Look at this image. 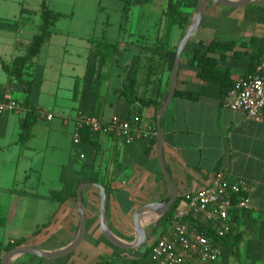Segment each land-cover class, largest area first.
<instances>
[{
    "label": "crops",
    "instance_id": "0c3cea01",
    "mask_svg": "<svg viewBox=\"0 0 264 264\" xmlns=\"http://www.w3.org/2000/svg\"><path fill=\"white\" fill-rule=\"evenodd\" d=\"M176 1L181 3V16L171 26L168 14H137L134 7L126 6L117 19V40H107L117 43L120 53L104 60L94 57V39L90 37L75 34L83 38V49L61 42L52 44L67 31L58 29V21L73 18L74 12L54 9L49 0L50 7L64 16L53 25L29 69V78L35 81L29 105L46 116L41 114L24 142L20 133L28 111L23 104L27 87L12 79L2 62L11 64L26 52L35 34L23 41L16 33L23 34L32 10L20 9L14 23L10 21L14 14H0V37L5 36L0 39V99L9 93L21 105L19 110L0 113V197L8 196L0 249L11 243V238H24L22 245L45 251H58L73 242L80 229L77 189L84 182L106 187V222L114 235L128 243L138 237L136 211L147 203L170 200L171 190L159 164L157 113L169 93L178 45L198 5V0ZM33 11L38 16L40 8ZM106 23L111 24L109 19ZM213 40L235 44L209 52ZM263 45L264 0H252L240 7L204 0L200 26L182 53L177 86L180 91L195 92L197 97L175 93L162 118L164 161L178 188L180 205L209 185L219 171L250 184L246 193L250 206L236 207L235 212L238 247L225 245L214 264H264V116L255 120L228 107L220 83L201 78V67L191 59L196 50L216 57L217 67L229 70L230 79L236 83L254 72ZM54 49L63 52L62 63L53 61ZM44 52L45 60H41ZM135 63L137 98L129 101L122 90ZM141 99L161 105L143 104ZM82 111L105 122L115 115L137 120L143 133L134 132L132 139H125L104 129L88 141L75 143L76 118ZM48 114L53 117L48 119ZM150 128L152 133L145 135ZM82 193L86 233L71 254L48 259L23 253L9 264H157L147 246L157 238L154 227L165 214L158 218L156 208L147 210L142 216L147 242L124 249L103 233L100 189L89 186ZM166 227H160L159 235ZM6 252L2 250L0 263Z\"/></svg>",
    "mask_w": 264,
    "mask_h": 264
},
{
    "label": "built area",
    "instance_id": "2783aa9c",
    "mask_svg": "<svg viewBox=\"0 0 264 264\" xmlns=\"http://www.w3.org/2000/svg\"><path fill=\"white\" fill-rule=\"evenodd\" d=\"M225 102L231 109L243 111L248 118H263L264 45L254 72L236 81L225 96ZM20 108V103L9 93L0 99V113ZM52 117L53 114H48L49 119ZM85 128L93 134L107 129L125 139H132L134 132L143 133L137 120L115 115L105 122L98 116L79 112L74 132L75 143H81ZM151 130L144 134H151ZM249 190L250 184L246 180L233 179L223 171L217 172L209 185L194 192L185 204L176 208L174 219L150 243L153 260L157 264L216 263L224 252V246L216 242L215 237H223L231 232L234 208L250 206V198L246 194Z\"/></svg>",
    "mask_w": 264,
    "mask_h": 264
},
{
    "label": "trees",
    "instance_id": "16d2710c",
    "mask_svg": "<svg viewBox=\"0 0 264 264\" xmlns=\"http://www.w3.org/2000/svg\"><path fill=\"white\" fill-rule=\"evenodd\" d=\"M181 3L179 1H170L169 3V24L170 26L175 24L180 17ZM40 16H41V23L39 25V32L36 33L31 42L26 47V52L24 54H20L15 57L11 64L3 61L2 67L5 71L10 75L12 79L17 80L18 82L24 84L27 88V99L24 101V106L28 109L24 121L22 124V130L20 133V140L24 142L27 140L30 135L32 128L36 124L39 113H37L36 106H30L29 100L30 95L32 92V88L34 85V79L29 78L30 75V67L33 64L34 58L41 52L43 45L45 44L49 32L52 30L53 25L55 22L62 16L63 13L53 10L49 5V0H42L40 5ZM93 49L92 52L94 57L102 56L104 60L108 59L110 56H114L120 53L119 47L117 43L109 42L107 40H92L91 41ZM231 44H235V41H229L227 43H221L219 41H211L209 44V52H214L218 47H228ZM262 51L260 52L261 55ZM193 63H196L201 67L199 71V76L203 79L213 80L219 82L221 85V93L223 96H226L227 93L235 86V83L232 82L230 79V72L229 70H221L217 67V58L211 56L209 54L201 53L199 50L194 51L193 57L191 59ZM137 73H138V66L135 63L127 72V75L124 79V87H123V94L127 96L129 101H133L137 98L135 95V86L137 83ZM248 75V74H247ZM176 93H181L187 97H197L195 92L191 91H180L179 89L176 90ZM143 104H157L159 108L161 102L155 100H144L141 99ZM24 107V108H25ZM92 131L88 128L82 130V139L88 141L91 139ZM181 197L177 199V201L172 205L171 209L159 220L158 224L160 223H167L171 222L174 219L176 208L181 204L180 203ZM237 208L232 210L231 222H232V230L226 236L223 237H215L216 242L222 244L223 246L230 244L233 248L236 246L238 247V234H236V226H235V212ZM6 220L5 217H0V227L5 224ZM205 227V226H201ZM208 231L212 234V230L207 227ZM25 242L24 238H20L14 243H9L5 247L0 249V259L2 256V250L9 251L10 249L22 245Z\"/></svg>",
    "mask_w": 264,
    "mask_h": 264
},
{
    "label": "rangeland",
    "instance_id": "374dc122",
    "mask_svg": "<svg viewBox=\"0 0 264 264\" xmlns=\"http://www.w3.org/2000/svg\"><path fill=\"white\" fill-rule=\"evenodd\" d=\"M170 1L174 0H52L50 5L54 9L62 10L63 12L69 14L71 11L74 12L73 18H61L58 21V29H65L69 32L66 31L65 35L60 37L58 40H53L52 44H59L61 42L62 44L66 43L74 46L77 45L78 48L83 49V38L81 39L75 36V34L90 37L94 40L105 41L108 40V38H110L109 40H117V34L119 32L117 19L121 16V14L125 12L124 8L126 6L134 7L133 11L137 14L147 11L152 14H168L169 16ZM40 3L41 0H0V14L4 12L9 15L14 14L12 15L14 17H12V20H10L12 23H14L16 19H19V12L23 7L32 10V14L30 15L31 21L28 22L26 28L23 30V34H19L18 31L16 33V36L20 35L23 41H28V39L31 38L33 34L39 32L41 16L39 12L37 13L38 16H36L33 10H39ZM108 19L111 23L109 24V26L106 23ZM167 22L169 23V20ZM68 33L70 34L66 35ZM3 38H5V36L0 37V39ZM49 47L50 46H47L45 48V52ZM45 52L43 53L41 60H45ZM54 53L56 55L53 57V61H55L56 64L62 63L63 52L54 49ZM58 56L60 57V59H58ZM67 81L68 80L62 82L64 83V85H66ZM41 114L42 117L46 116L43 113ZM41 114L38 118H41ZM17 185L19 184L17 183ZM6 198L2 196L0 197V217H5V220H7V205L5 204ZM165 224L169 225V222H163L154 227V238L159 236L160 227ZM12 240L14 239L11 238L9 242H11ZM147 251L148 253H151L150 246H147Z\"/></svg>",
    "mask_w": 264,
    "mask_h": 264
},
{
    "label": "water",
    "instance_id": "95a60500",
    "mask_svg": "<svg viewBox=\"0 0 264 264\" xmlns=\"http://www.w3.org/2000/svg\"><path fill=\"white\" fill-rule=\"evenodd\" d=\"M216 1L226 6L240 7V6L246 5L252 0H216ZM203 10H204V0H198V5H197L195 16L191 24L186 29L185 35L181 39L178 45V48H177L176 60H175V63L172 69L169 93L157 113L159 164H160V168L164 176V179L166 180L171 190L170 200L167 202L157 201V202L147 203L145 205H142L136 211L135 216H134V222H135V230H136L138 237L136 241L128 243V242H125L119 239L116 235H114V233L110 230L106 222V204H107L106 187L103 184L97 183V182H84L77 189V200H78L79 207H80V229H79V233L76 239L73 242H71L69 245H67L66 247L58 251H45V250H41V249H38L30 245L16 246L6 252V254L2 257L0 264H9L10 260L14 256L18 254H23V253H29V254L37 255L39 257L48 258V259L59 258V257H63V256H67L71 254L80 245L86 233L87 215H86V205H85L82 190L83 188L89 187V186H96L100 189V192H101V202H100L101 227H102V230L105 236L112 243L124 249H134V248L141 247L143 244L147 242L148 233H147L146 227L142 223V216L144 215V213L147 210L156 208V210H158V213L160 214L158 218H160L162 215L166 214L171 209L172 205L179 198L178 188L164 161V155H163L164 134H163V128H162V118L167 108L169 107L176 93V90H177L178 73H179V67L181 63V57H182L183 50L185 46L188 44V42L190 41V39L192 38V36L194 35V33L196 32V30L199 28L202 15H203Z\"/></svg>",
    "mask_w": 264,
    "mask_h": 264
}]
</instances>
